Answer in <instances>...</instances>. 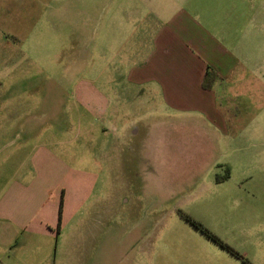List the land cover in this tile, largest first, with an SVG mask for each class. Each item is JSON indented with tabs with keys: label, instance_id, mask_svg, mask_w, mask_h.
<instances>
[{
	"label": "crops",
	"instance_id": "crops-1",
	"mask_svg": "<svg viewBox=\"0 0 264 264\" xmlns=\"http://www.w3.org/2000/svg\"><path fill=\"white\" fill-rule=\"evenodd\" d=\"M93 3L90 12L89 0H0L1 18L16 11L26 21L24 28L1 27L3 41L23 52L28 47L80 53V61L45 65L52 71L49 81L64 68L66 78L56 81L70 87L48 98L65 100L63 113L71 119L53 125L54 114H48L42 141L25 158L28 136L9 163L12 172L0 192V264H121L141 239L118 237L119 195L125 189L102 164L136 160L137 146L147 159L160 158L168 143L190 144L215 157L225 154L216 152L218 146L261 129L264 0ZM46 20L48 31L39 32ZM42 34L49 42L41 41ZM90 35L96 42V81L85 76L82 54ZM209 68L221 78L204 89ZM28 112L27 122L37 121ZM89 116L97 125L88 123ZM12 129L7 125L0 133ZM15 131L37 130L23 124ZM125 143L128 154L122 153ZM89 147L96 149L94 157Z\"/></svg>",
	"mask_w": 264,
	"mask_h": 264
},
{
	"label": "rangeland",
	"instance_id": "rangeland-1",
	"mask_svg": "<svg viewBox=\"0 0 264 264\" xmlns=\"http://www.w3.org/2000/svg\"><path fill=\"white\" fill-rule=\"evenodd\" d=\"M89 1L90 12H94L96 0ZM5 16L0 17V28H24L22 12ZM47 23L41 21L39 32L48 31ZM39 37L43 43L49 42L48 35ZM89 40L88 51L82 53L83 61L88 63L85 76L88 73V78L96 81L95 36L90 35ZM21 50L0 38V128H13L0 133V192L12 172L9 167L13 164L9 163L21 142L25 145L32 135L24 147L26 158L31 148L42 141L43 129L52 119L50 114H54L53 125L69 119L63 113L67 102L48 98L65 93L70 87L56 81L66 78L64 68H57L55 80L49 81L52 71L45 65L64 66L70 60L80 59L77 51ZM7 63L9 67L5 66ZM28 111L36 114L37 121L27 122L31 118ZM88 120L90 125H97L96 118L89 116ZM258 123L261 129L248 132L231 145L215 148L218 153L225 152L219 156L199 153L200 149L190 144L168 143L162 147L160 158L147 159L144 148L137 146L136 160L126 157L116 164H102L112 168L118 176L116 184L126 191L119 195L118 237L122 242L128 237L141 239L128 257H122L121 264H264V115ZM23 124L37 131H15ZM89 139L95 141L96 137ZM128 145L121 147L122 153H129ZM89 150L90 157H94L96 149ZM185 215L214 232L249 263L210 239ZM145 247L148 250L144 253Z\"/></svg>",
	"mask_w": 264,
	"mask_h": 264
},
{
	"label": "trees",
	"instance_id": "trees-1",
	"mask_svg": "<svg viewBox=\"0 0 264 264\" xmlns=\"http://www.w3.org/2000/svg\"><path fill=\"white\" fill-rule=\"evenodd\" d=\"M221 76L214 71L213 69H208L204 75L202 86L204 89H212L215 82L220 79ZM228 177V174H227ZM186 219L190 221L196 228L201 230L204 234H206L210 239L217 242L219 245H221L223 248L230 251L232 254L237 256L238 258L242 259L244 263H249V261L238 251H236L233 247H231L228 243L224 242L220 237H218L214 232L206 228L203 224L196 221L192 217L185 215Z\"/></svg>",
	"mask_w": 264,
	"mask_h": 264
}]
</instances>
